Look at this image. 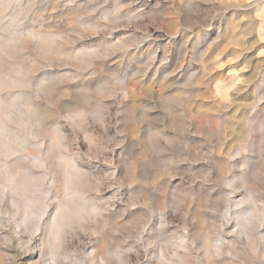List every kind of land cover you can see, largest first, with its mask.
<instances>
[{"label": "rangeland", "instance_id": "rangeland-1", "mask_svg": "<svg viewBox=\"0 0 264 264\" xmlns=\"http://www.w3.org/2000/svg\"><path fill=\"white\" fill-rule=\"evenodd\" d=\"M0 3V93L27 90L6 74L33 76L39 106L37 138L25 135L26 107L16 113L36 159H11L20 181L34 171L25 187L32 208L49 205L41 222L65 225L46 233L56 259L264 264V0ZM5 177L0 264H41L40 230L31 256L11 259L7 230L27 190Z\"/></svg>", "mask_w": 264, "mask_h": 264}, {"label": "bare ground", "instance_id": "bare-ground-1", "mask_svg": "<svg viewBox=\"0 0 264 264\" xmlns=\"http://www.w3.org/2000/svg\"><path fill=\"white\" fill-rule=\"evenodd\" d=\"M1 4V3H0ZM14 14V13H13ZM29 67V66H28ZM16 69V68H15ZM31 69V68H30ZM18 70H19V68H18ZM24 70V69H23ZM29 70V69H28ZM30 71V70H29ZM22 72V71H21ZM29 75H30V73H29ZM6 76H8V81L10 82V83H12L13 85H15V86H22V87H25L27 90H21V89H18V90H15V91H7L5 94H3L2 92L0 93V151H1V153H2V156H0V177L2 178H0V180H3V177H5V175H6V179H4L5 180V182H6V180L8 181V183H6V184H8L10 187H12V189H17V186L19 185V183L21 184V186H23L24 188H26L25 186H29V185H27L28 183H27V181H28V179H31L32 177H33V173H34V171H32L29 167H25V168H27L26 170H24L25 171V173H22L23 174V176H22V180L20 181L19 179H18V175L21 173L20 171V173L18 174V170H17V168H19L18 167V165L15 167L14 165V160L15 159H11L12 158V156L15 154L16 155V153L18 154V152H20L21 154H23L22 155V157H20V158H28L30 155H32L33 157L34 156H36L35 155V153L33 152V141L32 140H30L29 138H27V137H24V136H22L23 137V139L22 140H19V138H21V136H20V126H17L16 124H18V118L16 117V113H17V111H23V109L21 108V105L23 104L25 107H26V110H27V118H26V121H27V123H29V124H27V123H24V125H22L23 126V129L26 131L25 132V135L26 136H29V135H31V137L32 138H37V137H39L40 136V134H38L36 131H35V129H34V127H33V125H34V122L36 121V120H38L35 116H33V115H30V112L29 111H35V110H37V108L39 107L38 106V103H36L34 100H33V95H32V92H31V88L33 87V81H34V77L33 76H28V75H24V77L23 78H17V77H15V76H12V74L10 75V74H6ZM1 84H3L2 82H1ZM15 88V87H14ZM3 89H4V87H3ZM19 116V115H18ZM39 121H40V119H39ZM36 123V122H35ZM19 124H21V122L19 123ZM23 124V123H22ZM41 125H43V124H41ZM20 127V128H19ZM22 129V128H21ZM2 137V138H1ZM4 137V138H3ZM30 137V138H31ZM37 141V140H36ZM38 143V142H37ZM36 143V144H37ZM35 144V143H34ZM40 148V147H39ZM36 150V149H35ZM38 150H36V152H37ZM41 152H42V150H41ZM20 154V155H21ZM37 154H39V153H37ZM14 155V156H15ZM41 155V154H40ZM31 156V157H32ZM18 157V156H17ZM14 158V157H13ZM19 158V157H18ZM38 158V157H37ZM34 159H36L35 157H34ZM15 161H17V160H15ZM31 161V160H30ZM32 161H33V158H32ZM43 161H44V165L45 166H43V167H45L46 169H48L49 171H50V166H49V162H47L46 161V159L44 158L43 159ZM18 163V162H17ZM28 163H30V162H28ZM42 163V162H41ZM63 163V162H62ZM65 163V162H64ZM20 165V164H19ZM53 165H55L54 163H53ZM60 165V164H59ZM21 166V165H20ZM68 166H70V165H68ZM22 167V166H21ZM24 167V166H23ZM23 167H22V170H23ZM53 167V166H52ZM56 167V169L58 168L57 166H54V168ZM53 169V168H52ZM55 169V170H56ZM21 170V169H20ZM21 170V171H22ZM47 170V171H48ZM45 172L44 174L47 176V174H48V172ZM53 173L55 172V171H52ZM3 173L5 174L4 176H2L3 175ZM56 173V172H55ZM81 173V172H80ZM49 174H51V173H49ZM79 174V173H78ZM54 175V174H53ZM67 175V174H66ZM78 176V175H77ZM24 177H25V180H24ZM38 177V176H37ZM48 177V176H47ZM54 177V176H53ZM56 178V177H55ZM65 178H66V176H65ZM35 179H36V177H35ZM47 179V178H46ZM57 179V178H56ZM56 179H52V180H56ZM44 181V180H43ZM58 181V180H57ZM4 182V183H5ZM31 182V181H30ZM45 182H46V180H45ZM45 182H43V183H45ZM0 183H1V181H0ZM30 184V183H29ZM41 184H42V182H41ZM3 185V184H2ZM5 185V184H4ZM1 186V185H0ZM7 185H5V187H6ZM58 186V185H57ZM74 186V185H73ZM3 187V186H2ZM4 187V188H5ZM20 187V186H19ZM22 187V188H23ZM33 187V186H32ZM66 187V186H65ZM1 188V187H0ZM21 188V189H22ZM23 188V189H24ZM26 190H27V188H26ZM58 190V189H57ZM62 190V189H61ZM66 190V189H65ZM72 190V189H71ZM14 191V190H13ZM18 191H20L19 190V188H18ZM59 191V190H58ZM68 191V190H67ZM2 192H3V190H2ZM15 192H16V190H15ZM28 192V193H27ZM27 192H26V194H25V198H24V201H25V203H26V207H25V210H24V215L22 216V217H17V216H13V218H12V220L14 221L13 222V225L12 226H10V227H8V230H7V234H8V238L6 239V242H7V245H8V248L10 249V251L12 252V256H11V259L13 260V261H19L21 258H22V256L23 255H26V254H29L30 256H31V251L34 249V245L31 243V240L33 239V235H34V233L36 232V231H41V234H42V236H41V241H40V250H39V252H40V254H39V259H40V262H41V264H63L62 263V261L60 262L59 261V259H56V255L58 254V253H60V252H57V251H59V250H57V249H59V248H57V245L58 244H55L54 245V243H52V241L51 240H49V239H47V240H45V237H46V233L47 232H50V231H53L56 227L58 228L59 226H61L62 228H63V226L65 227V225H61V222L58 220V218H57V216H54V214H52L53 216L52 217H55V218H53V221L55 220V222H53L54 224H52V225H48V223H50V222H52V221H48L47 222V220H48V218H49V214H48V217H47V219L46 220H42V222H41V219H42V217L45 215V214H47L48 212H47V209L49 208V205H48V203H46L45 202V200H43L42 201V204H43V207L42 208H40L39 210L38 209H34V208H32V205L30 204L31 203V201H32V199L33 198H31V190L29 191V190H27ZM30 192V193H29ZM35 192V191H34ZM0 193H1V191H0ZM24 193V192H23ZM80 193V192H79ZM1 194H4V193H1ZM0 194V213L1 212H3L4 211V207L6 206V205H2V202L4 201L3 200V196ZM33 194H35V193H33ZM19 195V194H18ZM22 195V194H21ZM20 195V196H21ZM41 195V194H40ZM40 195H38V197L40 196ZM46 195H47V193H46ZM57 195H58V193H57ZM70 195V194H69ZM76 195V194H75ZM74 195V196H75ZM68 196V195H67ZM76 196H78V195H76ZM75 196V197H76ZM82 196V195H81ZM14 197V196H13ZM34 197V196H33ZM64 197V196H63ZM70 197H72V194L70 195ZM75 197H72V198H74V199H76ZM80 197V194H79V196L77 197V198H79ZM36 199H37V197H35ZM65 198H66V196H65ZM68 198V197H67ZM69 199V200H74V199ZM10 199V198H9ZM21 199V198H20ZM22 199H23V196H22ZM35 199V200H36ZM60 199V198H59ZM64 199V198H63ZM62 199V200H63ZM14 200V199H13ZM17 200H19L18 198H17ZM24 201H23V203H24ZM70 201V202H71ZM83 201H85V200H83ZM40 202V201H39ZM38 202V203H39ZM87 203H88V201H86ZM86 202H78V200H77V202L74 200V202L73 203H77L79 206H85V204H86ZM4 203V202H3ZM64 202H60V203H58V205L60 206V207H62V206H66V208H67V206H68V204H67V202H66V204L64 203ZM90 203V202H89ZM88 203V204H89ZM7 204V203H6ZM33 204V203H32ZM76 204V205H77ZM92 204V205H91ZM93 204H95V202L94 203H90V205H91V207L92 206H94ZM40 206V205H39ZM7 207H9V206H7ZM58 207V206H57ZM74 206H72L71 208H70V210H73L72 208H73ZM63 208V207H62ZM62 208H60V209H62ZM16 209V208H15ZM58 209V208H57ZM68 209V208H67ZM228 209V208H227ZM6 210V209H5ZM12 210V209H11ZM14 210V209H13ZM12 210V211H13ZM59 210V209H58ZM64 210V209H63ZM66 210V209H65ZM69 210V209H68ZM69 210V211H70ZM67 211V210H66ZM77 210H75V211H73V212H76ZM228 211V210H227ZM253 211V210H252ZM256 211V210H255ZM5 212V211H4ZM55 212H57V210H55L54 211V213ZM59 212H60V210H59ZM59 212H58V214H59ZM64 213H67V212H65L64 211ZM258 213V212H257ZM4 214V213H3ZM12 214V213H11ZM10 214V215H11ZM70 213L68 212V215H69ZM259 214V213H258ZM13 215V214H12ZM15 215V214H14ZM65 215V214H64ZM124 215V214H123ZM253 215H255V214H252V218H254L253 217ZM59 216H60V214H59ZM61 216H63V214H61ZM258 216V215H257ZM65 217H66V215L63 217L64 218V220H63V218H62V220H63V222H65L66 223V221H65ZM70 218H71V216H69ZM105 218H104V220L105 221H107V219H108V216H104ZM226 217V216H225ZM259 217H261V216H259ZM2 218V217H1ZM0 218V219H1ZM61 218V217H60ZM69 218V219H70ZM23 220L22 222L24 223V228H22V223L21 222H19V220ZM111 220V219H110ZM1 221H2V219H1ZM9 221V220H8ZM7 221V222H8ZM27 221V222H26ZM71 221V220H70ZM10 222V221H9ZM9 222H8V224H9ZM12 222V221H11ZM10 222V223H11ZM67 222H69V221H67ZM5 222H3V224H4ZM71 224V223H70ZM69 225V224H68ZM256 225V224H255ZM4 226V225H3ZM60 227V228H61ZM68 227V226H67ZM137 227V226H136ZM140 227V228H139ZM138 228H136L137 230H140L141 229V226H139ZM17 228L19 229L20 228V232L19 231H17ZM57 228H56V230H57ZM66 229V228H65ZM69 229V228H68ZM250 229H252V228H250ZM254 229V228H253ZM61 230V229H60ZM55 231V230H54ZM58 231H59V229H58ZM62 231V230H61ZM111 232V231H110ZM141 232V231H140ZM251 232V231H250ZM19 233H27L26 235V238H24V237H22V235L20 236V234ZM58 232H56V234H57ZM61 232L59 231V235H61L60 234ZM253 234H251V235H254V232H252ZM55 234V235H56ZM110 234V233H109ZM257 234H259V231H258V233ZM256 234V235H257ZM261 234V233H260ZM260 234H259V237L261 238V237H264V235H261L260 236ZM63 235V234H62ZM61 235V236H62ZM108 236V235H107ZM255 236V235H254ZM53 238V237H52ZM58 238H59V236H58ZM116 238V237H115ZM113 236H111L110 237V239L109 240H107L106 239V249L109 251V252H111V253H114V254H117V255H119V253H120V250H118L117 249V247L115 246V245H113V244H111V242H112V240L113 241H116V240H114L115 239ZM54 239V238H53ZM61 240V239H60ZM20 241H22L23 243H24V250L23 251H20V248H19V243H20ZM57 241V240H56ZM21 242V243H22ZM22 243V244H23ZM66 243V242H65ZM59 244H60V242H59ZM62 244V243H61ZM60 244V245H61ZM115 246V247H113V246ZM59 246V245H58ZM65 246V245H64ZM65 250H70V246H68L67 245V247L66 248H64ZM74 250H78V249H74ZM106 251V250H105ZM62 252H64L63 250H62ZM61 254L63 255V253H60V256H61ZM65 254V253H64ZM69 254V253H68ZM65 255L66 257H74V255H71V254H69V255ZM103 254V253H102ZM106 254V253H105ZM121 254H122V252H121ZM96 253H94L93 254V256H92V258H91V261L92 260H94L95 259V257H96ZM60 256L58 255V257L60 258ZM64 256V255H63ZM120 256V255H119ZM29 257V256H28ZM57 257V258H58ZM62 258V257H61ZM120 258V257H119ZM65 259V258H64ZM114 261V260H113ZM121 262V261H120ZM92 263V262H91ZM69 264H86V262L84 261V259H82V258H80V257H78V255L77 256H75V258H74V260H72V261H70V263Z\"/></svg>", "mask_w": 264, "mask_h": 264}]
</instances>
